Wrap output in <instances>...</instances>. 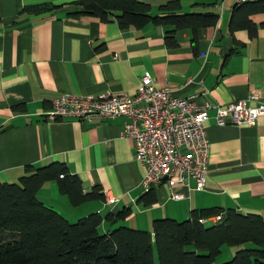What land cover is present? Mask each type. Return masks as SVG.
<instances>
[{"label": "crops", "instance_id": "1", "mask_svg": "<svg viewBox=\"0 0 264 264\" xmlns=\"http://www.w3.org/2000/svg\"><path fill=\"white\" fill-rule=\"evenodd\" d=\"M75 1L0 0V181H17L27 165L62 161L81 179L84 192L99 186L104 195L105 201L85 205L83 215L131 207L122 221L148 231L154 219L183 220L195 208H232L264 218V114L254 125H218L213 107L243 99L253 90L264 101V27L254 38L246 30L230 34L234 0H179L175 13L210 11L219 19L214 26L197 29L196 46L190 29H178L173 34L176 45L168 47L165 37L172 26L120 28L116 21L67 16L77 8ZM139 1L149 4L155 15L160 14L159 5L173 0ZM46 3L54 8L22 11ZM250 18L259 25L264 13ZM226 40L231 45L224 52ZM145 74L177 96L194 95L198 105H211L205 121L207 181L199 189L190 180L189 198L174 200L168 187L160 185L152 188V204L140 200L145 192L139 182L146 168L134 160L133 141L121 134L124 117H46L53 99L63 93L133 95ZM47 183L37 193L46 205L42 190Z\"/></svg>", "mask_w": 264, "mask_h": 264}, {"label": "trees", "instance_id": "2", "mask_svg": "<svg viewBox=\"0 0 264 264\" xmlns=\"http://www.w3.org/2000/svg\"><path fill=\"white\" fill-rule=\"evenodd\" d=\"M75 4L77 8L67 16L116 21L120 28L172 26L165 37L168 47L176 45L173 34L178 29H190L191 44L196 46L197 29L214 26L219 19L210 11L175 13L181 7L179 0L159 5L160 14L155 15L149 4L139 0H77ZM53 8L46 3L22 11L33 14ZM259 13H264V0L234 3L228 22L230 34L246 30L254 38L264 22L257 25L250 16ZM51 181L72 206L105 201L99 186L84 192L81 179L62 161L25 166L17 181H0V264H213L222 245L245 243L253 246L239 247L230 260L220 264H264V218L260 214L195 208L183 220L154 219L148 231L118 224L132 211L123 207L117 212L91 211L71 222L37 197L41 187ZM151 191L140 198L145 205L155 200ZM218 214V221L201 220ZM103 224L108 225L105 231Z\"/></svg>", "mask_w": 264, "mask_h": 264}, {"label": "built area", "instance_id": "3", "mask_svg": "<svg viewBox=\"0 0 264 264\" xmlns=\"http://www.w3.org/2000/svg\"><path fill=\"white\" fill-rule=\"evenodd\" d=\"M191 81L187 79V83ZM194 97L177 96L167 85L158 87L154 79L145 74L133 95L109 91L82 95L63 93L53 99L45 114L51 120L124 117L121 134L133 141L134 160L146 168L139 182L143 192L166 185L170 198L182 200L189 198L190 180L197 188H204L208 175L209 143L205 121L211 105L207 102L198 105ZM213 107L218 125H254L264 114V101L256 90L243 99ZM107 202L113 203L114 199L108 198ZM220 219L218 214L201 220Z\"/></svg>", "mask_w": 264, "mask_h": 264}, {"label": "rangeland", "instance_id": "4", "mask_svg": "<svg viewBox=\"0 0 264 264\" xmlns=\"http://www.w3.org/2000/svg\"><path fill=\"white\" fill-rule=\"evenodd\" d=\"M55 183V182H54ZM47 183L46 186H44V190H42L43 193H45L43 199L47 203V205L52 206L54 209L59 210L63 216H65L69 221L74 222L79 217L84 216L83 215V209L86 207L85 205H88L92 202H86L79 206H72L67 199V197L59 192L57 189L56 184ZM182 220V219H179ZM121 224L125 226H129L132 228H136L126 225L123 221H120ZM251 247L253 246L252 243H245L242 245H227L224 244L221 246V253L217 256L215 262L213 264H220L222 262L228 261L232 258L233 254L238 250L239 247Z\"/></svg>", "mask_w": 264, "mask_h": 264}, {"label": "water", "instance_id": "5", "mask_svg": "<svg viewBox=\"0 0 264 264\" xmlns=\"http://www.w3.org/2000/svg\"><path fill=\"white\" fill-rule=\"evenodd\" d=\"M230 45H231V40H226L224 43V48H223L224 52L230 47Z\"/></svg>", "mask_w": 264, "mask_h": 264}]
</instances>
